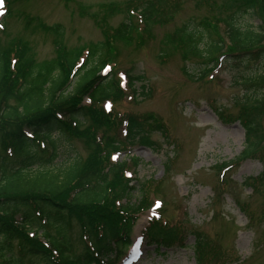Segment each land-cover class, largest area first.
Listing matches in <instances>:
<instances>
[{"label": "rangeland", "instance_id": "rangeland-1", "mask_svg": "<svg viewBox=\"0 0 264 264\" xmlns=\"http://www.w3.org/2000/svg\"><path fill=\"white\" fill-rule=\"evenodd\" d=\"M126 2L12 0L10 14L6 6L0 7V48L7 50L22 41L29 49L27 56L39 63L59 58L56 42L60 41L67 52L83 50L82 59H85L90 54L86 49H95L104 41L103 27L118 28L127 20L128 13L134 14ZM172 2V7L169 1L167 5L174 15L161 20L155 18L151 38L144 35L141 16L135 13L134 40L130 44L114 43L109 49L110 64L100 71L103 76L111 74L124 91L119 94L115 88L117 96L103 100L106 109L133 113L155 127L157 122L150 120L153 116L166 131L163 135L144 124L154 145H127L112 156L114 162L127 159L125 175L133 179V184L139 187L138 182H147V187L151 186L147 191L153 203L139 214L137 224L130 231L133 243L123 248L126 253L122 254L120 264H199L192 249V235L188 236L186 248L151 245V239L143 235L150 221L154 229L165 228L163 232L170 228L186 233L194 229L208 233L221 248L230 250L229 257L236 259L233 264H264V181L259 188L245 184L249 177L261 174L264 161L238 160L246 141L245 129L239 120L244 106L242 100L264 94V85L251 90L249 85H243L244 79L264 70V61H251L234 68L236 62L232 57L221 53L212 55L214 58L194 54L185 57L180 47L166 42L167 36L183 23L196 26L207 22L210 31L203 25L208 37L201 47L206 48L217 37L226 40V27L220 20L248 6L240 4L241 0ZM237 23L253 28L264 25V4L258 3L254 13L244 10ZM131 80L137 92L145 89L149 97L141 95L139 102L136 101L128 90ZM97 100L101 99L98 97L90 106H101L102 102L98 105ZM85 102L91 101L86 97ZM257 113L264 119V102L258 106ZM261 122L264 158V123ZM119 133L121 139L124 132ZM53 137L58 138V134ZM173 141L177 142L175 148L170 146ZM69 145L72 149L67 152L66 146L60 143L58 165L72 157L83 160L91 152L86 138L73 137ZM128 153L137 158V165L136 161L129 160ZM170 157H173L170 169H166L165 163ZM134 196H139L138 188ZM236 202L244 203L249 215Z\"/></svg>", "mask_w": 264, "mask_h": 264}, {"label": "trees", "instance_id": "trees-1", "mask_svg": "<svg viewBox=\"0 0 264 264\" xmlns=\"http://www.w3.org/2000/svg\"><path fill=\"white\" fill-rule=\"evenodd\" d=\"M168 1L172 7V0L162 3L127 0L129 11L134 14L128 13L127 20L118 28L103 27L104 41L95 49L90 48V54L80 64L82 50L67 52L60 41L56 42L59 58L39 63L27 56L29 49L22 41L7 50L0 48V264H115L118 252L130 242L134 219L152 205L147 191L151 186L138 182L137 187L125 175L126 161L112 160L113 152L122 150L119 133L122 120L116 112L106 114L102 105L83 106L82 100L88 94L94 100L115 98V88L122 93L111 74L107 77L100 74L111 61L109 49L118 41L130 44L134 40L135 13L141 16L144 35L151 38L156 19L174 15ZM261 1L241 0L240 4L248 6L246 12L254 13L258 3L264 4ZM7 4L10 14L12 0H7ZM244 10L238 9L221 19L226 27V40L217 37L206 48L201 47L208 37L206 29L210 31L207 22L196 26L183 23L167 36L166 42L180 47L185 57L216 53L232 57L236 62L234 68L264 61V25L259 28L239 25L238 17ZM57 27L61 29L60 25ZM259 72L245 77L243 85H249L251 90L263 86L264 70ZM130 87L136 101L141 95L149 97L145 89L137 92L133 80ZM101 100L96 103L99 105ZM242 102L241 118L247 142L238 157L240 161L257 157L261 150L260 129L264 119L257 108L263 105L264 94L246 96ZM125 120L126 144L154 145L144 125L151 127L149 122L144 123V119L132 114ZM150 120L157 122L151 128L165 135L160 121L153 116ZM55 133L58 138L53 137ZM73 137L86 138L90 154L83 160L77 156L58 165L60 143L70 152ZM130 159L138 164L136 157ZM171 162L168 158L166 169H170ZM263 181L264 172L250 184L259 188ZM137 188L139 196L135 197ZM163 229L149 227L147 231L156 242L185 245L187 235L183 230L167 228L163 232ZM194 236L199 264L227 262L228 251L218 242L203 233Z\"/></svg>", "mask_w": 264, "mask_h": 264}, {"label": "snow or ice", "instance_id": "snow-or-ice-1", "mask_svg": "<svg viewBox=\"0 0 264 264\" xmlns=\"http://www.w3.org/2000/svg\"><path fill=\"white\" fill-rule=\"evenodd\" d=\"M3 6V0H0V7Z\"/></svg>", "mask_w": 264, "mask_h": 264}]
</instances>
